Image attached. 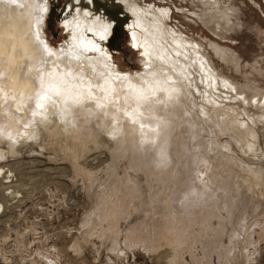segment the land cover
Listing matches in <instances>:
<instances>
[{"label":"rangeland","instance_id":"obj_1","mask_svg":"<svg viewBox=\"0 0 264 264\" xmlns=\"http://www.w3.org/2000/svg\"><path fill=\"white\" fill-rule=\"evenodd\" d=\"M138 1L156 9H172L167 25L205 45L219 73L243 93L238 94L221 78L216 79L215 89L204 91L200 84L194 91L203 142L195 144L193 152L213 169L219 185L228 176L235 181L231 205L217 206L220 214L216 211L210 221L214 231L220 223L224 227L217 249H206L199 224L194 234L189 231L188 238L181 237L177 224L189 225L193 219L180 216L182 204L169 205L170 212L158 207L152 176L132 167L129 155L114 156L115 140L106 128L93 125L97 141L86 139L75 152L68 148L64 133L50 130L54 127L50 123L40 124L35 138H21L14 152L7 141H0V167L12 169L10 184L16 186L6 188L9 183H5L1 191H18L2 197L7 206L0 207V264H264V0H254L257 5L252 0H216L213 8L198 0ZM66 5L67 0H54L45 26L48 41L56 47L69 38L59 21ZM125 31L119 23L110 39L114 60L124 71L144 70L143 48L133 47ZM144 36L150 38V34ZM213 43L227 50L222 55L215 53L210 49ZM211 96L217 104L207 99ZM0 100L7 103L2 94ZM235 116L245 135L233 125ZM170 120L171 133L189 125V120L179 116ZM183 135L187 142L194 140L186 131ZM257 168L263 170L259 177L254 174ZM134 179L139 188L130 187ZM0 180L7 179L0 176ZM106 192L111 193L109 199L102 195ZM187 198L184 189L181 201ZM153 205L171 215L169 235L147 242L128 238L127 231L144 223ZM241 205L243 218L232 223L230 211Z\"/></svg>","mask_w":264,"mask_h":264},{"label":"bare ground","instance_id":"obj_2","mask_svg":"<svg viewBox=\"0 0 264 264\" xmlns=\"http://www.w3.org/2000/svg\"><path fill=\"white\" fill-rule=\"evenodd\" d=\"M198 1L208 8L217 3ZM53 3L54 0H0V94L7 98V103L0 100V141H7L10 152H14L21 138H35L40 124L52 123L54 127L51 124L53 129H49L64 133L68 148L74 150L86 139L97 141L93 125L106 128L115 140L114 156L129 155L132 167L152 176L158 207L162 205L160 208L170 212L169 205L182 204L180 216L193 219L189 225L177 224L181 237L186 238L189 231L194 234L199 224L198 233L206 249H217L224 227L220 223L214 231L216 227L210 221L216 216L217 206L231 205L235 181L228 176L219 185L212 176L213 169H208L207 162L193 152L194 145L203 142L198 133L194 91L200 84L204 91L212 90L216 79L221 78L238 94L243 93L219 73L205 45L167 25L173 14L170 8L156 9L138 0H67L59 21L69 38L56 47L50 44L45 31ZM119 23L130 35L133 47L143 48L144 70L124 71L115 62L110 39ZM144 34H150V38ZM210 49L220 55L227 50L217 43ZM207 99L217 104L212 96ZM177 116L189 120V125L184 129L176 127L171 133L170 118ZM233 125L242 128L244 134L239 117H234ZM183 131L194 140L187 142ZM3 171L0 167V173ZM206 173L211 176H202ZM262 173L261 168L254 170L257 177ZM0 176L7 179L0 180V207L5 208L3 195L9 197L18 191H1L5 183H9L6 188L15 186L10 184L12 169ZM137 181L134 179L130 187H138ZM184 189L188 190V198L182 199L185 204L181 201ZM102 195L109 199L111 193ZM158 207L153 205L145 222L133 225L126 236L144 242L168 236L172 217ZM155 211L160 213L153 217ZM243 211L242 205L232 209L230 221L241 220Z\"/></svg>","mask_w":264,"mask_h":264},{"label":"snow or ice","instance_id":"obj_3","mask_svg":"<svg viewBox=\"0 0 264 264\" xmlns=\"http://www.w3.org/2000/svg\"><path fill=\"white\" fill-rule=\"evenodd\" d=\"M104 37H102V39H103Z\"/></svg>","mask_w":264,"mask_h":264}]
</instances>
